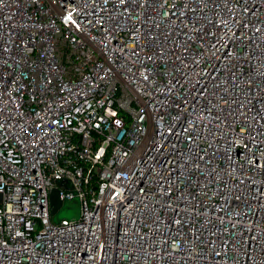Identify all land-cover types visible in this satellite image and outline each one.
Returning a JSON list of instances; mask_svg holds the SVG:
<instances>
[{"label":"built area","instance_id":"obj_1","mask_svg":"<svg viewBox=\"0 0 264 264\" xmlns=\"http://www.w3.org/2000/svg\"><path fill=\"white\" fill-rule=\"evenodd\" d=\"M0 264H264V0H0Z\"/></svg>","mask_w":264,"mask_h":264},{"label":"rangeland","instance_id":"obj_2","mask_svg":"<svg viewBox=\"0 0 264 264\" xmlns=\"http://www.w3.org/2000/svg\"><path fill=\"white\" fill-rule=\"evenodd\" d=\"M56 184L61 188H64L66 192L73 191L76 193V190L73 185L66 183L63 180H57ZM82 214L81 202L78 197L73 199H67L60 210L53 215V221L60 223L62 219H68L70 221H75L80 219Z\"/></svg>","mask_w":264,"mask_h":264},{"label":"water","instance_id":"obj_3","mask_svg":"<svg viewBox=\"0 0 264 264\" xmlns=\"http://www.w3.org/2000/svg\"><path fill=\"white\" fill-rule=\"evenodd\" d=\"M50 202H51V213L55 214L63 204V200L60 195V189L53 187L50 190Z\"/></svg>","mask_w":264,"mask_h":264}]
</instances>
